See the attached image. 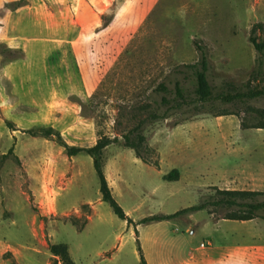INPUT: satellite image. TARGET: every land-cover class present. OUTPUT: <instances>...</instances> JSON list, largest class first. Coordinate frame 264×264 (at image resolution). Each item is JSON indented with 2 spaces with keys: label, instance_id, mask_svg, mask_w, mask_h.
<instances>
[{
  "label": "rangeland",
  "instance_id": "obj_1",
  "mask_svg": "<svg viewBox=\"0 0 264 264\" xmlns=\"http://www.w3.org/2000/svg\"><path fill=\"white\" fill-rule=\"evenodd\" d=\"M140 3L0 0V264H61L50 251L60 243L76 264H141V254L148 264H205L204 254L264 240V220L244 225L212 207L142 222L198 205L215 187L264 191V129L242 125L259 112L220 102L171 110L146 128L147 164L123 143L135 121L122 107L198 62L195 39L208 46L219 81L247 83L264 0ZM250 105L263 111L264 99ZM210 108L236 114L202 112ZM104 136L120 140L103 162L127 220L103 201L93 158L64 146L88 148ZM173 170L180 179L165 180Z\"/></svg>",
  "mask_w": 264,
  "mask_h": 264
},
{
  "label": "trees",
  "instance_id": "obj_2",
  "mask_svg": "<svg viewBox=\"0 0 264 264\" xmlns=\"http://www.w3.org/2000/svg\"><path fill=\"white\" fill-rule=\"evenodd\" d=\"M258 31L264 34V23L255 24L249 36V41L254 45L258 57L252 78L242 85L229 81H219L214 76L208 46L202 39H195L194 44L200 55L198 62L185 64L173 70L159 83L157 88L146 96V100L132 105H122L123 108L128 109L127 113L131 114L135 121L134 125L123 135L124 145L132 149L144 163L149 164L151 150L147 145L146 128L151 124L167 119L171 110L181 109L184 105L206 107L211 104L214 107L219 102L225 105L241 103L248 107V113L259 112L261 117L252 126L243 121L242 125L244 128L264 129V110L254 109L250 105L254 100L264 99V85L259 82V77H264V36L258 34ZM196 111H199V109ZM202 112L216 117L236 114L228 109H219L218 111L217 108L206 109ZM52 133V129L45 131L46 136ZM119 141V138L104 136L92 147L85 148L66 144L64 146L69 156L83 153L93 158L94 166L101 182L103 201L110 203L118 217L127 220L128 216L114 197L113 190L105 174L103 162L105 149L114 143H119ZM164 179L179 180L180 172L173 170L170 174L164 176ZM210 207L228 211L223 216V219L226 220H264V191L219 189L215 187V193L198 205L180 210L173 215H153L145 218L142 222L171 220L196 211L208 210ZM80 229L82 230L84 227ZM50 251L54 257L59 259L61 264H76L71 257L67 244H52ZM141 264H148L142 254Z\"/></svg>",
  "mask_w": 264,
  "mask_h": 264
},
{
  "label": "crops",
  "instance_id": "obj_3",
  "mask_svg": "<svg viewBox=\"0 0 264 264\" xmlns=\"http://www.w3.org/2000/svg\"><path fill=\"white\" fill-rule=\"evenodd\" d=\"M155 1L158 0H134V2H141L143 4H149ZM252 221H243V223L246 225ZM209 244L212 245L211 242H209ZM255 246H260L259 249L262 251H251ZM205 249L206 247H204V250ZM203 261L205 264H264V240L253 239L251 243H234L233 245L228 246L219 256L214 253L204 254Z\"/></svg>",
  "mask_w": 264,
  "mask_h": 264
}]
</instances>
